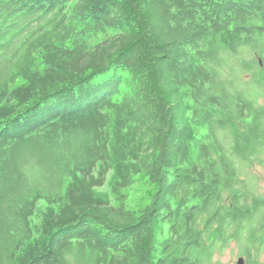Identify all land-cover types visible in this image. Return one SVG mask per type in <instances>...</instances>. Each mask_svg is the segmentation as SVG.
<instances>
[{
  "label": "trees",
  "instance_id": "16d2710c",
  "mask_svg": "<svg viewBox=\"0 0 264 264\" xmlns=\"http://www.w3.org/2000/svg\"><path fill=\"white\" fill-rule=\"evenodd\" d=\"M263 149L264 0H0V264H261Z\"/></svg>",
  "mask_w": 264,
  "mask_h": 264
},
{
  "label": "rangeland",
  "instance_id": "374dc122",
  "mask_svg": "<svg viewBox=\"0 0 264 264\" xmlns=\"http://www.w3.org/2000/svg\"><path fill=\"white\" fill-rule=\"evenodd\" d=\"M259 56L257 55V58ZM234 64V62H233ZM245 78L249 75L245 74ZM251 78V77H250ZM260 159L253 163L245 170L246 177L255 179L257 191L264 197V149L259 153ZM153 190L146 183V178L143 174L137 176L136 184L130 190L129 205L133 208H138L149 204L153 198ZM243 257V264H249L248 258L242 253V245L236 241H227L221 249L214 255L213 262L219 264H239V259ZM259 262L264 264V250L261 252Z\"/></svg>",
  "mask_w": 264,
  "mask_h": 264
},
{
  "label": "water",
  "instance_id": "95a60500",
  "mask_svg": "<svg viewBox=\"0 0 264 264\" xmlns=\"http://www.w3.org/2000/svg\"><path fill=\"white\" fill-rule=\"evenodd\" d=\"M243 261H244V258L241 257V258L239 259V264H243Z\"/></svg>",
  "mask_w": 264,
  "mask_h": 264
}]
</instances>
